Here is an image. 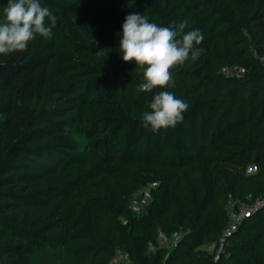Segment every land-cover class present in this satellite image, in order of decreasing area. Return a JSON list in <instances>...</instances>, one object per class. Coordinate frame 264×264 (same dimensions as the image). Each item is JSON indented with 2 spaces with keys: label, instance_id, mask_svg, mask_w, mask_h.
I'll return each mask as SVG.
<instances>
[{
  "label": "trees",
  "instance_id": "trees-1",
  "mask_svg": "<svg viewBox=\"0 0 264 264\" xmlns=\"http://www.w3.org/2000/svg\"><path fill=\"white\" fill-rule=\"evenodd\" d=\"M40 3L52 37L0 55V264H264V204L242 211L264 200V0ZM131 12L204 37L165 89L189 105L174 128L142 125L160 89L122 60Z\"/></svg>",
  "mask_w": 264,
  "mask_h": 264
},
{
  "label": "clouds",
  "instance_id": "clouds-1",
  "mask_svg": "<svg viewBox=\"0 0 264 264\" xmlns=\"http://www.w3.org/2000/svg\"><path fill=\"white\" fill-rule=\"evenodd\" d=\"M0 55L23 52L37 36L49 39L56 26V17L40 0H7L0 13ZM50 19L51 24L46 20ZM188 21H173L168 26L149 22L147 16L131 12L122 24L119 51L126 63L134 62L142 69L138 91L152 93L148 108L141 114L142 125L152 132L174 128L183 121L189 105L171 91L176 86L172 69L198 58L194 51L202 43L201 32H185Z\"/></svg>",
  "mask_w": 264,
  "mask_h": 264
},
{
  "label": "built area",
  "instance_id": "built-area-1",
  "mask_svg": "<svg viewBox=\"0 0 264 264\" xmlns=\"http://www.w3.org/2000/svg\"><path fill=\"white\" fill-rule=\"evenodd\" d=\"M225 70L232 72L236 76V75H240L243 72H245L246 69L244 67L236 66V67H232V68H226ZM156 184L157 183H153L151 186L145 188L141 192L140 195L136 196L133 199V201L131 203V209H132L133 212H135L137 214H140L146 209V207L149 204V201L151 199V196H152L151 189H152L153 186H156ZM263 204H264V200L257 202L255 206L245 207V209L242 210V211L244 213L255 211L256 208H258L259 206H261ZM233 215H235V214H233ZM235 216H237V215H235ZM237 217H238V219L233 217L235 221H238L241 216L239 215ZM234 229H236V224H232L226 230V232H230V231H232ZM180 236H181L180 234L175 233L172 237H169L163 231H160L159 232V241H160V243H162L164 245H168L169 247H171V246H173L176 243V241L180 238ZM150 245H151V247H154V245L152 243ZM127 258H128L127 254L119 253V256L116 258V260H121V259H125L126 260Z\"/></svg>",
  "mask_w": 264,
  "mask_h": 264
},
{
  "label": "rangeland",
  "instance_id": "rangeland-1",
  "mask_svg": "<svg viewBox=\"0 0 264 264\" xmlns=\"http://www.w3.org/2000/svg\"><path fill=\"white\" fill-rule=\"evenodd\" d=\"M245 207H246V206L243 207V210L245 209ZM232 216L235 217L236 219H238L237 216H235V215H233V214H232ZM211 248H212V247H210V249H211ZM50 262H51V261H50ZM50 262H45V264H49ZM51 263L55 264L53 261H52ZM59 264H74V260H72V259H64L63 261L59 262Z\"/></svg>",
  "mask_w": 264,
  "mask_h": 264
}]
</instances>
